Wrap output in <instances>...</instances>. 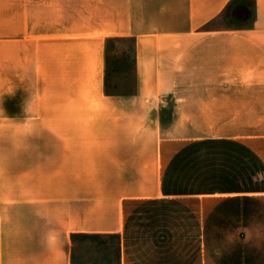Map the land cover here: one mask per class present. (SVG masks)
Masks as SVG:
<instances>
[{
    "label": "crops",
    "instance_id": "0c3cea01",
    "mask_svg": "<svg viewBox=\"0 0 264 264\" xmlns=\"http://www.w3.org/2000/svg\"><path fill=\"white\" fill-rule=\"evenodd\" d=\"M233 1L15 0L11 38L0 0L4 67L16 40L70 93L0 160V264H264V0L219 28Z\"/></svg>",
    "mask_w": 264,
    "mask_h": 264
},
{
    "label": "rangeland",
    "instance_id": "374dc122",
    "mask_svg": "<svg viewBox=\"0 0 264 264\" xmlns=\"http://www.w3.org/2000/svg\"><path fill=\"white\" fill-rule=\"evenodd\" d=\"M15 0H8L10 12L11 38L14 36L13 21ZM249 2L237 0L232 9L221 15L216 22L219 28H239L247 22L250 15ZM107 62L108 71L112 73L110 84L106 88L107 94L134 91L132 79V44L128 39H117L109 44ZM10 71L3 65V48L0 45V160L6 156L10 145H13L15 134L50 131L55 129L52 101L54 98L69 96V91L55 89L51 74L44 77L35 75L32 61L20 60L17 41L10 42ZM6 50V49H5ZM6 56V55H5ZM74 96V93L72 94ZM19 143V141H16ZM113 246V240L111 241Z\"/></svg>",
    "mask_w": 264,
    "mask_h": 264
},
{
    "label": "trees",
    "instance_id": "16d2710c",
    "mask_svg": "<svg viewBox=\"0 0 264 264\" xmlns=\"http://www.w3.org/2000/svg\"><path fill=\"white\" fill-rule=\"evenodd\" d=\"M235 3V1H233V2H231V3H229L227 6L228 7H226V9L224 10V12L222 13V15L224 14V13H227V12H229L231 9H232V5ZM112 41H117V40H110V39H107L106 40V42H105V45H106V53H108V48H109V43L110 42H112Z\"/></svg>",
    "mask_w": 264,
    "mask_h": 264
}]
</instances>
